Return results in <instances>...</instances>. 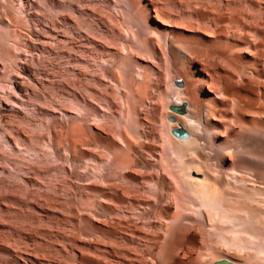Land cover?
<instances>
[{
	"label": "rangeland",
	"instance_id": "374dc122",
	"mask_svg": "<svg viewBox=\"0 0 264 264\" xmlns=\"http://www.w3.org/2000/svg\"><path fill=\"white\" fill-rule=\"evenodd\" d=\"M246 1L0 0V264H264L191 181L200 168L224 182L215 201L247 195L216 152L245 136ZM179 96L215 97L191 145L169 133Z\"/></svg>",
	"mask_w": 264,
	"mask_h": 264
},
{
	"label": "bare ground",
	"instance_id": "6f19581e",
	"mask_svg": "<svg viewBox=\"0 0 264 264\" xmlns=\"http://www.w3.org/2000/svg\"><path fill=\"white\" fill-rule=\"evenodd\" d=\"M242 2H243V0H242ZM246 2H247V5L249 7V11H250L245 17L246 18L245 21H247V23H248V25H247L248 27H246V31H247L246 34L248 35L246 47L248 48V50H246L245 55H242L241 53H239V55H237V53H236L235 54L236 55L235 56L236 57L235 62H237L236 63L237 72H239V74H241L242 72L243 73L245 72L247 74H245L246 77H244V75L243 76L241 75L240 80L238 81V84L236 83L237 86L234 89L235 90L234 95L236 98V101H235V106H236L235 109H236V115H237V116H235V117H237L236 122H238V124L244 128V130L242 131V133L240 135H243V136L245 135V136L241 139V141H239L236 144H231V145H227V146L226 145L225 146L218 145L219 148L216 149V152L218 154H222V155L224 154L225 157H226V155H227V157H228V155L232 157L233 166L228 169V167H226L225 164L221 163L218 172L223 176L222 177L223 179H224V175L225 176H227V174L231 175V174H229L230 172L231 173L234 172V174L236 176L238 173L237 177L233 174V176L236 177V180L238 181V183L240 181L241 182L242 181L248 182L249 187L247 188L248 191H247L246 198L248 200L251 199V201H250L251 205L248 203L249 201L247 202L246 198H241V197L238 198L239 194L235 195V194L230 193V192H228L226 194L228 196L233 197L232 199H234L233 200L234 205H230L233 203V201L230 197L229 198L231 200L227 196H226L227 199H229L230 201L228 200V201L224 202L222 200V198L221 199L218 198L220 200L218 202L215 201L217 198L214 196H217L218 195L217 192L220 191V190L215 191V189H217L218 186H220L219 185L220 182H218V181H220L221 178L219 177L220 180L210 179L207 177L208 175L207 176L205 175L206 173L204 174L200 171L201 170L200 168H198V169H200V170H198L194 166H193L194 168L192 167L194 175H191V179H192L191 181L194 182L193 183L194 185H197L199 187L198 191L201 194V197H202L204 204L206 203L207 205L208 204L211 205L212 202H214V203L217 202V204L213 203L214 206H212V207H215V205H218V207L215 210L218 212L220 217L222 219H225L226 221H229V224H230V222L233 224L236 221L233 224V229H234L233 232L235 233L234 238L238 239L239 240L238 242H244L247 245H251L252 242L256 241L253 243L256 245L255 250H256L257 254L259 253L264 258V0H247ZM239 17H241V16H239ZM239 25H241V24L239 23ZM243 28H245V27L244 26L241 27L240 30ZM244 35L245 34H243V36ZM241 48H243V47H241ZM233 52H235V51L233 50ZM187 53L188 52H187L185 46L183 47V45H179L178 48L175 50V54H176L177 59H181V58H182L181 60L185 59ZM189 53H188V55H189ZM201 67L200 68L197 67V69L201 70ZM193 71L186 72L184 75L179 74V76L177 75L178 76L177 79L182 78V79H185L187 81L189 78H192L191 75H192V73H194ZM206 73H208V71L205 72L204 74H206ZM197 75H195V76H197ZM193 78H194V76H193ZM219 78H220V76H219ZM213 81H214V79H213ZM234 82H236V81H234ZM177 86H178L177 91L180 92L179 94H181V96H182L183 94L181 91L183 90L182 89L183 87H181V85H177ZM207 90L211 91L212 89L210 87V88H207ZM186 94H188V92ZM222 95H223V93H222ZM222 95H217V96L221 97ZM184 96H185V94H184ZM225 97H227V96H224L222 98H225ZM178 98L179 99L173 103H180L182 101H185L186 102L185 112L177 113V112H174V111L169 109V112L167 115H169V114L175 115V120H169V122H168L169 133H170V136L175 141H177L178 145L179 144L180 145H182V144L187 145V144H189V142H191V144H192V141L197 142L199 139L200 140L203 139L210 132V129L212 127H216V126H212V124H211V122H213L211 120L213 119L214 116H216V114L213 115L215 112L213 113L214 108L211 107L213 105L212 104L213 98H215V97H213L211 100V97L208 96V98H209V99L207 98L208 101L204 100L205 98H202V99L200 98V99H198V101L193 99V102L196 101V103H194V104H197V108L193 104L194 108H196V109H194L191 106L193 108V110H191L192 108L190 109V102L189 101L191 100V98H190V100H188L189 98L184 99L180 96ZM194 98H195V96H194ZM190 110H191V112H190ZM194 111H196L194 113L195 115H193V113H192ZM244 111L247 112V117L243 116ZM178 123H180L187 130V132L189 134L188 137L180 138V137L173 135L170 132V129L174 126H177ZM228 131L226 130V132H228ZM185 143H187V144H185ZM191 144H189V145H191ZM218 146L216 145L214 147H218ZM219 173H218V175L221 176ZM221 182H222V180H221ZM223 183L224 182H222V184ZM226 183H228V182L226 181ZM228 185H230V184H228ZM234 186H237V185L235 184ZM241 186H243V182L241 183ZM239 188H241V187L239 186L238 189ZM213 192L217 193V195L214 194V196L212 198ZM224 192L225 191H223V193ZM239 211H241V212L248 211V217L243 219L241 214H239ZM244 213H243V215H244ZM230 231H231V229H230ZM233 232H231V233H233ZM253 238L255 239L254 241L252 240ZM234 264H238V263L234 262Z\"/></svg>",
	"mask_w": 264,
	"mask_h": 264
},
{
	"label": "water",
	"instance_id": "95a60500",
	"mask_svg": "<svg viewBox=\"0 0 264 264\" xmlns=\"http://www.w3.org/2000/svg\"><path fill=\"white\" fill-rule=\"evenodd\" d=\"M174 81H175V84H177V85L182 84L181 79H177ZM185 104H186L185 101H182L180 103H170V104H168V108L174 112L183 113V112H185ZM167 119L168 120H175V115L169 114L167 116ZM170 132L173 135L180 137V138H186L189 135L187 130L180 123H178L177 126L172 127L170 129ZM211 264H234V262L227 257H222V258H218V259L214 260Z\"/></svg>",
	"mask_w": 264,
	"mask_h": 264
}]
</instances>
